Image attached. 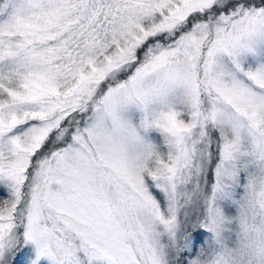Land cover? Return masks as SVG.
<instances>
[{"label":"snow or ice","instance_id":"6c2138e0","mask_svg":"<svg viewBox=\"0 0 264 264\" xmlns=\"http://www.w3.org/2000/svg\"><path fill=\"white\" fill-rule=\"evenodd\" d=\"M0 264H264V0H0Z\"/></svg>","mask_w":264,"mask_h":264}]
</instances>
